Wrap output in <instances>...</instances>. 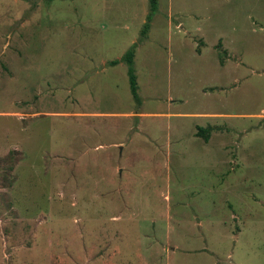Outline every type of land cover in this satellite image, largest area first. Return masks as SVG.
<instances>
[{"label": "rangeland", "instance_id": "1", "mask_svg": "<svg viewBox=\"0 0 264 264\" xmlns=\"http://www.w3.org/2000/svg\"><path fill=\"white\" fill-rule=\"evenodd\" d=\"M148 12L0 0V264H264V0Z\"/></svg>", "mask_w": 264, "mask_h": 264}, {"label": "trees", "instance_id": "2", "mask_svg": "<svg viewBox=\"0 0 264 264\" xmlns=\"http://www.w3.org/2000/svg\"><path fill=\"white\" fill-rule=\"evenodd\" d=\"M49 2L52 0H48ZM157 8V0H149V12L146 17V22L143 25V28L141 30L140 38H145L147 35V31L149 29L150 21L152 18L153 13L155 12ZM141 40V39H139ZM138 42H135L132 47H130L123 55L122 60H124L127 64V74H128V80H129V87H130V92L133 96V98L137 101L140 102V98L137 92V81H136V75H135V70L133 67V58L135 54V49L137 46ZM198 132L200 134H203L206 132L205 128L199 127Z\"/></svg>", "mask_w": 264, "mask_h": 264}]
</instances>
